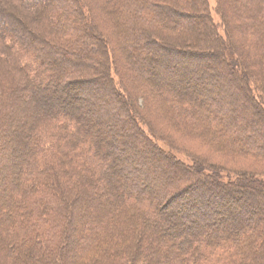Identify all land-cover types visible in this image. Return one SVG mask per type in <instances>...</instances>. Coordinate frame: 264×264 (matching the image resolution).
<instances>
[{"label": "trees", "instance_id": "trees-1", "mask_svg": "<svg viewBox=\"0 0 264 264\" xmlns=\"http://www.w3.org/2000/svg\"><path fill=\"white\" fill-rule=\"evenodd\" d=\"M217 1L224 25L228 6L225 0ZM236 2L247 12L237 30L264 55V0ZM4 3L6 7H0V150L10 144L8 148L14 151L0 158L2 254L20 260L31 255L35 264H133L142 255L139 252L148 249V263L156 262L160 251L173 258L168 264H264V210L259 229L255 221L234 219L237 230L229 233L210 228L219 220H199L209 207L203 209L206 203L194 199L216 190L226 199H235L238 191L225 187L245 186L242 181L264 189V172L225 176L218 166L204 165L195 156L178 158L173 148L158 145L155 140L160 139L150 124L126 104L117 68L120 63L94 25L85 0ZM100 11L112 20L109 33L122 60L132 57L131 44L141 55L147 54L142 62L134 56L130 66L148 81L149 97L172 106L169 115L192 122L196 132L202 130L199 126L204 128L202 139L219 150L264 160V81L251 79L236 53L220 54L218 48L227 36L213 25L208 0H101ZM27 12L36 15L29 20ZM196 23L201 24L199 35L211 37L212 51L205 50L204 55L171 48L158 38L159 33L185 31ZM156 52H163V58L155 56ZM180 57L198 61L203 70L208 67L212 83L224 96L197 99V91L179 81L178 68L167 64ZM218 64L230 68L228 79L220 77ZM160 69L167 76H160ZM234 77L236 87L230 82ZM83 85H95L101 92L105 87L120 106L132 131L124 134V145L137 139L144 146L140 151L133 146L131 160L92 130L78 106L66 103L68 90ZM57 92L61 95L54 98ZM101 103L104 116L120 121L110 104ZM163 163L170 172L158 169ZM148 167L160 172L164 180L158 181L160 176L148 172ZM130 170L142 172L146 184L136 186ZM193 175L196 179L186 187L167 191L168 179L185 182ZM209 181H213L211 186ZM150 182L157 187L150 189ZM166 223V230L171 224L177 227L175 235L159 232ZM81 230L82 243L78 244Z\"/></svg>", "mask_w": 264, "mask_h": 264}, {"label": "rangeland", "instance_id": "rangeland-1", "mask_svg": "<svg viewBox=\"0 0 264 264\" xmlns=\"http://www.w3.org/2000/svg\"><path fill=\"white\" fill-rule=\"evenodd\" d=\"M7 1V0H5ZM90 8V16L93 19L94 25L97 26L98 30L105 36L107 39V42L110 46V52L112 56L114 55L115 59L118 60V72L121 73V84L124 89V94L127 95V98H124L126 101V104L130 108L131 112L133 114L138 113V115L142 116V118L147 121L150 126L152 127L153 133L156 134V136L160 139L159 141L155 140V142L160 145L164 146L166 148L171 147L174 150H172L178 158H182L186 160V157H198L199 160L203 161L204 165H214L218 166L222 174L225 176L232 177L234 173L244 172L249 173L253 175H261L264 172V160L261 158L256 157H235L232 155H229L230 153L223 152L218 149L216 144H209L205 139H202L203 136H200V134L203 132L202 130H205L201 126H199V133L196 132L194 129H192L193 124L192 122L189 123V121L182 122L179 120V115L173 114L170 116L169 112L172 111V106H168L166 104H161L157 100L155 101V96L149 97V86L147 85L148 81L142 80L141 77H138L133 70V66H130V62L133 61V58H138L139 62H142L144 58H146V55L144 56L139 53V51L135 50V48L132 46V49L129 48L133 54L130 59L126 61L122 60V57L119 55V50L117 48L116 42L114 37L111 36L109 33L112 31V20L110 17L107 19L105 18L106 14L101 13L100 11V2L101 0H85ZM11 2V1H10ZM225 3L227 4V14L225 17V24L223 25L221 23V17L218 16L217 10L218 7V1L217 0H208L209 4V15L212 17L213 25H218L220 28L218 29V32L220 35L227 38H223V46L218 48L220 50V54L224 52H234L236 53L239 58L240 62L242 64V69L244 72L248 74L251 79H255L257 81H264V55L262 54L261 50L259 48L254 49L250 47L249 42L247 43L246 36L243 35L242 30H237V26L239 23L242 22L241 17L244 15V10L241 7H237L236 0H225ZM258 7V4L256 5ZM0 7H6V4L4 3V0H0ZM261 11V8H260ZM247 13V12H245ZM29 20H31V16L34 17L36 15L33 12H30V14L26 13ZM37 17V16H36ZM36 29L38 30V26H40L39 23L36 25ZM201 24L196 23L192 27L186 29L185 31L182 30H175L170 35L160 34L159 33V39H163L166 41L167 46H171V48L179 47L182 49L189 50L190 52H196L198 54H203L206 52L205 50H211L209 46L211 45L209 43V37L200 34L201 32ZM229 36H228V33ZM118 38V37H117ZM229 41V42H228ZM217 54V51L215 52ZM124 55V54H123ZM122 56V55H121ZM135 56V57H134ZM155 56L158 58H163V52L161 53H155ZM218 59V58H217ZM163 60V59H161ZM208 62V61H207ZM206 62V63H207ZM168 66H173L175 68L176 73L179 74L180 79L179 81L184 82L186 86H188L192 92L197 91L196 97L197 99H200L201 101H204L207 96H214V97H222L224 96L223 90L218 88L215 84L212 83L213 80H211L210 71L208 67H206L205 70L200 68L198 61L189 60L183 57L177 58L173 62L167 63ZM216 64V63H215ZM121 65V66H120ZM209 65V64H208ZM188 67V72L185 71L184 67ZM183 68V69H182ZM216 70L219 71L220 77H223L225 79H228V70L230 69L228 66L226 68L221 67L219 64L215 66ZM191 71V72H190ZM158 73H160V76H167V74L164 73L163 70H158ZM162 78V77H161ZM169 78V76H168ZM216 80H218L216 78ZM214 80V82L216 81ZM235 81H230L231 86L233 85L236 87V83H238V79L234 77ZM166 81V80H165ZM168 81V79H167ZM178 81V80H177ZM118 83V82H117ZM262 83V82H261ZM236 84V85H235ZM264 84V82L262 83ZM236 92V91H235ZM67 96H65L66 103L75 104L79 107L80 113L84 115L87 119L90 120V122L93 125V131L96 133H99L102 136V139L105 143H114L118 146L119 154L123 157H126V160L132 159L135 157V152L133 149V146L135 148H138V151L144 149V146L139 142V140H134L130 143H127L124 145V134H131L132 131L128 127L127 121L125 120V114L121 111L120 106L116 105L113 99L108 94V91L104 87V91H100L99 88L94 86H86L83 85L80 88H74L73 90H68ZM239 93V92H236ZM61 94L60 92H57L55 97H59ZM102 101L105 102V104H110L111 107H113V113L119 114V120L117 122H112L111 118L109 116H104V107L101 105ZM109 106V105H108ZM244 108H248V106H244ZM249 109V108H248ZM115 110V111H114ZM121 111V112H120ZM236 111V110H235ZM25 117L27 116V111L24 112ZM121 113V116H120ZM24 119V118H23ZM184 120V119H183ZM245 121H251L249 118H247ZM187 122V123H186ZM184 129V132H183ZM197 129V127H196ZM113 133H112V132ZM111 132V133H110ZM149 132V131H148ZM150 134V133H149ZM198 136V137H197ZM123 142L121 145L120 143ZM4 150H0V158H4L7 156V158L13 153L14 148H8L10 144H5ZM142 146V147H141ZM137 157V156H136ZM139 157V156H138ZM162 167H158L159 170H162L165 172V169L169 171L167 168V163H163ZM216 168V167H215ZM131 171V170H130ZM161 171V172H162ZM148 172L152 174H157V177L160 176V172L154 171L151 168L148 167ZM170 172V171H169ZM168 172V173H169ZM142 172H130L128 175L135 179L136 186L142 187L144 184H146L145 176L144 174H141ZM180 177L181 174L179 172L178 174ZM172 176L175 177V175L172 174ZM136 178H138L136 180ZM196 177L193 175L191 177H188L187 181L185 182H176L175 179H168L169 187L167 188V191L169 190H176L178 187H186L190 181L195 180ZM200 179V178H198ZM164 180L161 176L159 177L158 181ZM158 183L157 185L159 186ZM213 184V181H209L207 185L211 186ZM242 184L245 186H240L237 184V186H231V187H225L226 190H235L238 192H235L236 198L235 199H227L229 203L226 202L227 205H220L218 202L219 192L216 190L215 192L211 191H205L202 198H194L196 199L195 202H198L200 204L209 203L214 208H210L208 211H204L206 214L204 218H199L204 222L208 219L211 221V219L219 220L217 222V225H214V227L210 228H218L219 230L227 229V231L230 233L232 231L237 230V226L233 225L234 219L239 220H248L249 221H255L258 223V229H259V221H261L260 216L262 215V211L264 210V189H258L255 185L251 182L242 181ZM133 185V184H132ZM135 187V185H133ZM148 186L150 189H154L157 186L155 184H152L151 182L148 183ZM162 186V185H161ZM206 187V184L204 185ZM163 188V189H166ZM231 188V189H230ZM214 191V190H213ZM165 192V191H164ZM171 193L170 195H172ZM166 194V193H164ZM218 194V196H217ZM223 194V193H222ZM169 195V196H170ZM167 196V198L169 197ZM185 197V196H182ZM181 197V198H182ZM163 201V200H162ZM90 206L93 208L95 207V203L92 202ZM90 211V210H88ZM87 211V214L89 213ZM211 212V215H210ZM213 212V213H212ZM171 219L174 221L171 217ZM264 221V220H263ZM176 223V222H174ZM232 224V225H231ZM168 223H166L161 230L160 233H168L175 235L177 227L173 224L169 226V228L166 230ZM190 225V224H189ZM3 227V225L0 224V229ZM176 227V228H175ZM262 231H264L262 229ZM82 230L78 231V237L76 239V242L78 244L82 243ZM177 238V237H176ZM175 240V239H174ZM175 242V241H174ZM102 250V249H101ZM155 250V249H154ZM157 250V249H156ZM111 251V247L109 249ZM146 252L150 251L148 249L141 250L139 253L142 255L138 257L137 260L133 262V264H150L151 262H147L146 260L149 258L151 254H146ZM157 253V251H155ZM97 253V251H95ZM76 255L75 253H72V255ZM157 255L156 262L153 261V264H168V260H173V258H169L165 252H160ZM29 256V255H28ZM151 257V256H150ZM31 255L29 256V261L25 258H16L11 256H5L2 254V250L0 249V264H21V262H28L35 264L32 260ZM88 259V258H87ZM173 262V261H172Z\"/></svg>", "mask_w": 264, "mask_h": 264}, {"label": "bare ground", "instance_id": "bare-ground-1", "mask_svg": "<svg viewBox=\"0 0 264 264\" xmlns=\"http://www.w3.org/2000/svg\"><path fill=\"white\" fill-rule=\"evenodd\" d=\"M186 195H189V194H186ZM217 196H218V194H217ZM223 196H224V195H221V196L218 197V202H219L220 205H224L225 202H226V200H227V199L224 198ZM178 205L182 206L183 204H182V203H179ZM205 205H206V206H204L203 209H206V210L208 209V208H206V207H210V206H211V204H209V203H206ZM209 205H210V206H209ZM211 208H212V206H211ZM213 208H214V207H213Z\"/></svg>", "mask_w": 264, "mask_h": 264}]
</instances>
